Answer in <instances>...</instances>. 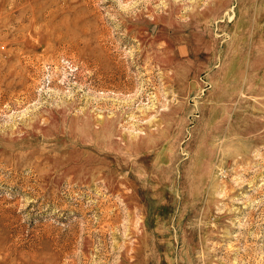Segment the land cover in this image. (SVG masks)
I'll return each mask as SVG.
<instances>
[{"label":"rangeland","instance_id":"1","mask_svg":"<svg viewBox=\"0 0 264 264\" xmlns=\"http://www.w3.org/2000/svg\"><path fill=\"white\" fill-rule=\"evenodd\" d=\"M0 264H264V0H0Z\"/></svg>","mask_w":264,"mask_h":264}]
</instances>
